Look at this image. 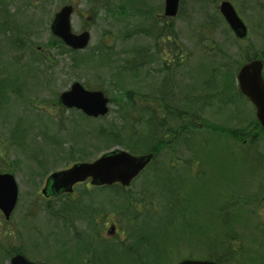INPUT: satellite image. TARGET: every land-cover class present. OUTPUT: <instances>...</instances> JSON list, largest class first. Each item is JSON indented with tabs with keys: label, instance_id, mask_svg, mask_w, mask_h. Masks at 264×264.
<instances>
[{
	"label": "rangeland",
	"instance_id": "obj_1",
	"mask_svg": "<svg viewBox=\"0 0 264 264\" xmlns=\"http://www.w3.org/2000/svg\"><path fill=\"white\" fill-rule=\"evenodd\" d=\"M224 1L233 5L246 24L247 39L237 41L221 18L219 7ZM263 2L182 0L179 14L170 19L163 15L164 0H0V173L13 175L18 186V204L11 219L5 221L0 214V245L4 243L10 250L19 248L32 262L69 264L76 256L79 258L72 264H83V258L103 264V253H106L104 264H134L132 258H122L119 247L93 248L88 255L75 249L70 255L65 247L70 244L69 234L61 229L55 216L66 210L72 199L64 196L45 200L40 191L49 174L72 165L68 164V152L74 155L83 152L86 161H93L104 153L103 141L96 136L100 125L116 122L126 139L136 140L139 134L149 135L145 121L153 117L151 125L159 127L158 141L171 144L164 146L156 158L165 176H174L176 183H181L185 179L183 166L198 154L209 162L206 185L201 183L200 168H194L198 184L187 186L193 187L195 211L179 219L176 227L165 224L162 191L154 193L143 204L142 213L139 210V215L135 213L136 221L130 220L132 214L119 213L125 211L123 201L128 197L142 201V193L151 183L148 172L122 192L117 188L92 191L95 196L90 206L103 211L106 224L114 221L118 227V234L107 242H127L132 246L129 236L133 231L149 229L154 231V240L161 247L166 246L168 252L157 263L150 251L142 250L137 253L138 264H176L182 259H204L202 251L206 249L195 245L191 234L194 230L189 232L183 225L193 223L208 229L211 240L220 241L215 249L223 250V229L217 214L211 215L223 203L227 192H235L242 196V202L237 204L242 212L239 221L232 224L237 235L233 249L244 252L234 256L247 264H264V133L248 129L243 133L248 140L241 144L209 133L206 126L242 131L253 124L255 109L236 92L232 98L231 86L237 87L236 74L245 52L255 53L264 60ZM68 4L74 7L73 32L90 34L88 47L76 57L60 49L50 32L54 15ZM168 28L172 30V41L165 45ZM101 48L108 51L111 59L107 66L103 65L105 61H99ZM216 49L230 56L229 69L219 77L221 84L226 80L231 84L227 83V92H223L224 98L228 94V105L224 107V101L207 104L203 113L198 114L200 103L196 98L201 87L212 80L209 72L217 60L211 61L210 57ZM172 50L177 56L170 57ZM74 82L105 93L110 102L106 121H87L78 112L59 110L57 97ZM171 95L186 100L190 114L204 118L206 125L198 122L199 127L193 128L196 122L188 120L182 125L193 129V138L208 141L210 145L201 149L195 146L192 150L183 139L175 143L170 136L165 138L166 130L176 125L170 123L165 129V122L170 121L165 104L170 103ZM127 97L134 104L132 110L126 105ZM252 137L254 140L249 143ZM246 151L249 163L243 166L240 160ZM259 162L262 163L258 165ZM85 186L75 188V200L88 195ZM83 206L84 202H79V207ZM233 214L231 210L230 216ZM176 236L178 244L173 246L169 240ZM8 262L0 251V264Z\"/></svg>",
	"mask_w": 264,
	"mask_h": 264
},
{
	"label": "trees",
	"instance_id": "obj_2",
	"mask_svg": "<svg viewBox=\"0 0 264 264\" xmlns=\"http://www.w3.org/2000/svg\"><path fill=\"white\" fill-rule=\"evenodd\" d=\"M165 29H167V27H165ZM162 30L163 28L159 30L160 34H162ZM169 31L170 32L168 33V35L166 34V37L164 39L165 45L167 44L169 45L172 41V30L169 29ZM204 39H207V37H205ZM52 40L53 42L58 43V46L60 47V49H63L68 54H72L75 57L79 55L78 51H73V50L66 48L60 40L56 38H52ZM99 51H100L99 61L100 62L105 61L103 64L105 66L109 65L111 62V59L109 57V54H107L108 51L103 48H101V50ZM213 52H214V56L210 57V60L212 61L213 59H216L217 62L215 65L214 63H212L213 64L212 69H211L212 72L211 71L209 72L212 80L207 81L201 87L202 91L196 98L197 102L200 103V107L197 109L198 114L203 113L207 104L211 106L212 103L224 101L223 103L224 107H227L228 105L226 101V98H228V94H226L224 98L223 92H227L226 84L227 83L230 84V83H229V80H226L224 81V84H221V80L219 81V77H221L222 72L225 71L226 68L228 67L230 56L224 50L216 49V50H213ZM175 53L176 52L172 50L171 54L173 55L169 54L170 57L177 56L175 55ZM95 56L96 55H94L93 57L94 59H95ZM170 57L168 56L167 58H170ZM255 58H260V57L257 56L255 53L251 54V52H248V51L245 52L244 56L242 57L243 61L241 63V66L244 63L249 62ZM226 59H228L227 62H226ZM218 60H220V62ZM168 71H169L168 64L165 63V73H167ZM225 77H228V75L225 74ZM215 82H217V84ZM88 89L92 90L89 87ZM231 92L233 94L232 98L233 97L235 98V92H236V95L242 99L237 87L234 88V86L232 85ZM130 93L132 92L130 91ZM126 101H127L126 102L127 107H129V110H132L134 106L132 100L127 97ZM169 101L170 103L165 104V114L169 116L168 120L170 121L165 122V129L170 125V123H176V125L166 130L167 133L165 134V138H167V136H170V138L175 139L176 141L175 143L183 139V142L186 143V145H188V148L192 150L195 146L201 149V146L207 147L208 145H210L208 141H204V140L201 141V140H197L193 138L192 132H191L193 129L190 130V128L186 127L185 125L184 126L182 125L183 122L188 123L189 121L196 122L193 128L199 127L197 125L198 122L201 125L202 124L206 125L204 118L198 114L197 115L190 114L189 111L186 110V107H188L189 105L188 102L186 100H178L177 95L176 96L171 95L169 98ZM56 106L59 108L60 111L61 110L65 111L61 107L58 101L56 103ZM80 117L87 121H94V120L85 118L82 114H80ZM100 120L106 121V118L99 119V121ZM153 120L154 119L152 117V119L148 118L145 121L146 126L149 128V135L147 137H143V134H139L136 140L132 139L131 137L126 139L125 136L121 134V132L123 131L119 128L116 122H111L109 126L100 125L101 128L99 129V131H96V136L100 140L103 141V145L106 148L103 152L110 151L114 149L115 147H121L134 155L149 154V153L154 154V159L150 166V171H147L152 176L151 183L149 187L145 190V192L142 193L143 198L141 202L146 203V201H148L150 197L154 196V193H159L162 191V197L165 199V204H166L165 205V220H164L165 224L170 227H176L177 221L179 219L187 215H190L195 211V206L193 204L194 202L193 187L187 186L188 183H191V184L194 183L195 186L198 184V181H197L198 174L196 172H193V169L196 167L200 168L202 172L201 173L202 174L201 183L202 185L205 186L206 180H207L206 175H207V170L209 167V162L206 161V159L203 156L199 157L198 154H194L193 158L186 161V165L183 166L185 170V177H184L185 179L181 183L179 184L176 183V179H174V176H169V175L165 176L164 171L160 169L161 166H159L158 163H156L158 162V160L156 161V158L161 154V150L164 146L166 148L168 146H171V144L169 143V141H163V140L158 141V136L160 134L158 133L159 127L157 124L151 125V123H153ZM186 120H188V122H186ZM133 121L135 120L133 119ZM155 122L157 123V121ZM159 123L160 122H158V124ZM206 126L209 129V133L221 135L223 139L227 141L231 140L235 143H241V144L248 140L247 137H245V135L243 134V133H247L248 129H254V130H259L260 132H263L261 127L258 125L256 119L253 120V124L251 127L245 130H242V131H238L237 129L231 130L225 126L221 127V126L212 125V124H208ZM133 137H136V136H133ZM173 139L171 141H173ZM252 140H254L253 137L252 139L249 140V143H251ZM149 144H152V146L147 148V145ZM246 154H247V151H246ZM246 154L241 155L242 157L240 160V164L243 166L249 163V156L248 154L247 155ZM68 158H69L68 164H74L77 162L86 161V159L84 158L83 152H78L77 155H74L73 152H71V154L70 152H68ZM237 160H239V158H237ZM165 182L168 183V186L163 187ZM154 188H157V190L154 191ZM207 190L209 189L206 188V191ZM152 193L153 195H151ZM240 195H241L240 193H235V192L228 193L227 192L224 196L223 203L219 205L216 211L214 210L211 215V217H214L215 214H217L218 220L220 221V224H221L220 229L221 230L223 229V236H224V239H223L224 242L222 241L223 250H218V248L215 249L216 247H218V244L220 243V241L213 242L211 240V235L209 234L208 229L204 228L201 225H196L193 223H184L183 226L184 228H186V230H189V232L192 229L194 230V233H191V234L193 235L192 239L195 240V245L199 248L202 247L201 249H206L205 251L206 253L202 251L204 254V257H203L204 260L205 259L210 260L214 262L215 264H241V263L247 264V263H244L243 261L240 262L237 259V257L234 256L237 252H241L242 249L241 250L233 249V244L235 243L237 244L236 242L237 235H236L235 230L233 229L234 227H232V224L235 223L236 220L239 221L240 219V211H241L240 207L241 206L237 205L238 203L242 202V196ZM130 198H132V196L128 197L127 199L123 201V208L125 211L119 212V213L121 215H125L128 213L132 214V216L130 217V220L136 221L135 213H137V215H139V213L134 207V205L137 204L138 200L137 199L129 200ZM127 202L131 204H127ZM249 203H250L249 201H246L247 205H249ZM231 210L234 211L233 217L230 216ZM235 214H237V216L234 217ZM225 237L226 239L229 238V240H225ZM215 238L218 239L217 235L215 236ZM169 241L172 245L178 244V237L176 236L174 240H169ZM153 242H154V249L153 251H151V255L155 258V261L158 263V259H160L164 254L168 252L167 251L168 248L166 246L165 248L161 247L159 243H157L154 240V231H153ZM119 248L122 250V258H125V259L132 258L133 263L138 264L139 259H137L135 254L133 253V250H134L133 248L129 246H123V245H121ZM243 252L244 251H242L239 254H242ZM250 258L252 262L255 261L254 258L252 257Z\"/></svg>",
	"mask_w": 264,
	"mask_h": 264
},
{
	"label": "water",
	"instance_id": "obj_3",
	"mask_svg": "<svg viewBox=\"0 0 264 264\" xmlns=\"http://www.w3.org/2000/svg\"><path fill=\"white\" fill-rule=\"evenodd\" d=\"M181 0H165L164 16L175 18ZM73 6L62 7L50 25L51 34L62 41L69 49L83 51L90 42L89 32L75 34L72 31L71 16ZM220 12L226 23L238 39L247 36L244 23L236 14L230 3L224 2ZM264 61L253 60L243 65L236 76L240 93L255 108V116L264 131V79L262 76ZM60 102L66 109H75L89 118L104 117L109 112V100L100 91H88L75 82L70 89L60 96ZM152 154L133 156L126 151L115 149L100 156L91 163L73 165L70 169L52 174L43 190L46 197L71 194L73 187L91 179L93 186H111L119 184L129 187L131 182L151 163ZM18 187L15 178L10 174L0 175V211L9 219L17 203ZM10 264H36L21 255L11 259ZM178 264H215L210 261L184 260Z\"/></svg>",
	"mask_w": 264,
	"mask_h": 264
},
{
	"label": "flooded vegetation",
	"instance_id": "obj_4",
	"mask_svg": "<svg viewBox=\"0 0 264 264\" xmlns=\"http://www.w3.org/2000/svg\"><path fill=\"white\" fill-rule=\"evenodd\" d=\"M50 175L48 176L46 175L47 177L45 176L46 179L44 180L45 181L44 187H46ZM82 185H86L85 190L88 193V195L84 196L82 199L77 201L75 200L76 196L74 195L75 188L82 186ZM109 188L110 189L117 188L120 191L124 190L119 185H114ZM99 190H106V187L92 186L91 180L89 179L84 184L75 185L73 187V191L71 194H67V195L61 194L58 196L52 195L49 197H46L45 195H41L45 200L61 199L64 196L71 197L72 199L70 200V205H67L66 210L56 214L55 216V217H58L57 220L59 221V224L61 225V229H64L66 233L69 234L70 244L69 246L66 245L65 247H66V251H68L70 255L73 254L75 249L81 250V254L83 253V255H88L90 251H92L93 248H98L101 250L106 247H109V248L120 247V245L128 246L127 242L123 243V241H122L123 244L121 243L113 244L111 242H107V241L112 240L113 237L116 234H118L117 232L118 227H117L116 222L114 221L109 222L110 224H106L105 221L107 218L105 217L106 215L103 213V211L99 208L96 210L94 206H90V204H92L93 202L92 199L95 196L94 194H91V192L92 191L99 192ZM41 192L43 194V191ZM81 201L84 202L83 208L79 207V202ZM134 207L136 208L137 211L139 210L142 213L141 209L144 208V205L143 203H138L137 201V204L134 205ZM14 212L15 210L13 211V213ZM10 219H4V220L9 221ZM124 231L126 234V230ZM129 237H131L133 240L132 246H129V247L134 249L133 253L135 254L136 258H137V253L142 250L147 251V252L153 251L154 242H153V231L152 230H149V229H146L144 231L134 230L131 236ZM18 246H20V244ZM0 251L4 253V256L6 257V259L7 258L9 259L8 264H10L12 257L15 255H23L24 257H26V255H24V253L20 251L19 248H16V249L12 248V250H10L6 248V245H4V243L0 245ZM103 255H104V261H103V264H104L106 253H103ZM78 258H76V256L73 257L69 264H72V261L77 260ZM35 263H45V262L35 261ZM83 264H96V262H94L93 260L90 263L89 260L86 261V259L83 258Z\"/></svg>",
	"mask_w": 264,
	"mask_h": 264
}]
</instances>
